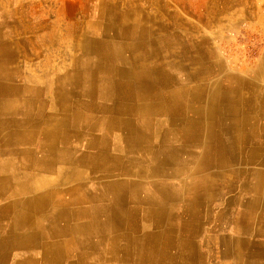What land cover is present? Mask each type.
Masks as SVG:
<instances>
[{
    "label": "crops",
    "instance_id": "1",
    "mask_svg": "<svg viewBox=\"0 0 264 264\" xmlns=\"http://www.w3.org/2000/svg\"><path fill=\"white\" fill-rule=\"evenodd\" d=\"M2 7L0 264H155L160 254L145 249L160 239L141 235L158 208L190 222L172 240L179 264L193 263L194 244L214 264L230 239L264 262V222L247 213L264 216V175L239 172L264 168V55L211 61L200 45L189 55L192 44L174 33L165 45L82 34L73 52L43 23L9 39ZM179 41L183 60L154 59ZM254 180L255 191L243 186ZM236 226H245L239 236ZM130 229L137 239L123 236ZM130 243L137 252H125Z\"/></svg>",
    "mask_w": 264,
    "mask_h": 264
},
{
    "label": "rangeland",
    "instance_id": "2",
    "mask_svg": "<svg viewBox=\"0 0 264 264\" xmlns=\"http://www.w3.org/2000/svg\"><path fill=\"white\" fill-rule=\"evenodd\" d=\"M1 4L13 33L9 39L34 35L43 23L45 31L58 30L62 44L73 52L81 50L78 43L100 7V20L106 24L125 13L130 21L143 14L141 23L153 36H163V45L170 44L168 38L174 33L192 44L191 56H197V45L211 61L234 62L264 55V0H0ZM110 37V43L119 42L114 39L117 35ZM171 49L175 54L164 50L154 59L170 61L179 54L178 59L183 60L180 41Z\"/></svg>",
    "mask_w": 264,
    "mask_h": 264
},
{
    "label": "bare ground",
    "instance_id": "3",
    "mask_svg": "<svg viewBox=\"0 0 264 264\" xmlns=\"http://www.w3.org/2000/svg\"><path fill=\"white\" fill-rule=\"evenodd\" d=\"M97 11L96 13H94L93 15V18H91V20L89 21L88 25L86 26V33L87 34H92V33H95V34H104V36H106L107 38H105L104 40L106 39H109L112 38L110 36L112 35H117V38H114L116 40H118L119 42L118 43H110L109 41V44L110 45H122V43L120 42L124 37L128 36V34H135V35H138V36H146V38L148 39L149 42H151L152 40H150L151 38H155L153 40H156V42L160 41L162 42V44L164 43L162 41L163 39V36L162 37H155V36H152V31L151 29L148 27H145L143 26V24L141 23L140 19H142L143 17V14H139L141 16H136L134 19H132V21H130V17L127 13H125L124 15L122 14L120 18H118V21H116L114 18H111L109 19L111 21V24L114 23V25H111L110 23L109 24H106L104 23L103 21L100 20V16H102V12L100 7L96 8ZM138 14V13H137ZM116 22H118L117 24H115ZM142 34V35H141ZM109 36V37H108ZM97 37V36H96ZM132 37V36H131ZM141 37V38H142ZM58 38V37H57ZM175 38V35H171L169 36L168 38V43H171L172 42V39ZM140 39V37H139ZM99 41L101 44H105L106 45V42H103L102 41V38H99ZM129 40V39H128ZM127 42V41H126ZM81 43V42H80ZM188 43V42H187ZM42 44V43H41ZM80 45V44H79ZM128 46V45H127ZM133 46V45H131ZM148 46V45H147ZM100 47V46H99ZM129 48V47H127ZM61 49V48H60ZM130 49V48H129ZM149 49V48H148ZM153 51V49H151ZM151 51V52H152ZM143 53V52H142ZM125 55V54H124ZM136 55V54H135ZM150 56V55H149ZM141 58V57H140ZM150 58V57H149ZM144 58H142L143 60ZM139 60V59H138ZM117 61V60H116ZM124 61V60H122ZM128 61V60H127ZM136 61V60H135ZM120 62V61H119ZM125 62V61H124ZM122 64V62H121ZM246 75V74H245ZM6 76V74H5ZM256 78V77H255ZM261 78V77H259ZM9 82V81H8ZM7 82V83H8ZM11 82V81H10ZM9 82V83H10ZM6 83V82H5ZM6 85V84H5ZM2 86L0 87V93H6L7 89L6 87L7 86ZM30 89V88H29ZM12 90V89H11ZM10 91V89H9ZM264 118V117H263ZM244 123V122H243ZM242 123V124H243ZM240 124V123H239ZM254 126H257L259 127L260 126V123H254L253 124ZM247 126V125H246ZM263 127V126H262ZM245 129V128H244ZM261 135V134H260ZM10 136V135H9ZM5 137V136H4ZM37 137V135H36ZM7 139V138H6ZM9 139V138H8ZM7 139V140H8ZM243 139V138H242ZM5 140V139H4ZM6 141V140H5ZM10 142V141H9ZM7 143V142H6ZM245 143V141H244ZM257 154V153H256ZM240 157V156H238ZM261 158V157H259ZM245 160V159H243ZM247 163V162H246ZM255 163V162H254ZM245 164V163H244ZM252 164H247L245 166H243L242 168V171H239V172H242L244 175H248L250 174L252 177L253 175L256 176V178L259 179V182L262 178V176L264 175V168H256L255 166H251ZM241 166V165H240ZM264 166V165H263ZM201 166L199 165H196L195 166V171L199 172L201 170L200 168ZM239 167V166H237ZM234 173V172H233ZM238 173V172H237ZM217 175V174H216ZM38 183H40L38 181ZM6 184V183H5ZM245 186V188H251L253 189V191H255L257 188H260V185L261 184H258V183H255V180H254V183L253 185L250 187L249 185H247V183L244 181L243 183ZM244 188V189H245ZM263 188V187H262ZM46 195V194H45ZM41 197V196H40ZM151 197H148V200H150ZM45 200V199H44ZM258 200V199H257ZM46 201H48L46 199ZM156 201L159 203L160 200H158V198H156ZM20 203V202H19ZM31 203V202H30ZM48 203V202H47ZM228 203V202H227ZM236 203V202H235ZM240 203V202H239ZM171 204V203H170ZM261 204V203H260ZM18 205V204H17ZM49 205V204H48ZM171 205H174V204H171ZM244 205V204H243ZM246 205V204H245ZM31 206V204H30ZM159 207H162L161 204L158 205ZM234 206V205H233ZM240 206V204H239ZM27 207V206H26ZM249 207H251V203L249 205ZM50 208V207H49ZM26 209V208H25ZM245 209V208H244ZM248 211L251 210V209H247ZM255 210V209H254ZM59 211V210H58ZM244 211V210H243ZM27 212V210H26ZM173 212V211H172ZM29 213V212H28ZM41 213V212H40ZM186 213V212H185ZM189 213H191V211H189ZM197 213V212H196ZM196 213H194V216H195V219H193V221H191V223L193 224L196 219H197V215ZM249 213V216L251 215V222L254 223L256 221H261L260 219L263 220L264 222V216H261L260 214H256L254 212H247ZM52 214V213H51ZM50 214V215H51ZM58 215V214H57ZM31 216V215H29ZM60 216V215H59ZM184 216V215H183ZM168 217H173L172 219L171 218H168ZM238 217L239 215H237L236 217L234 218H231L232 221L235 223V224H239L238 222ZM245 217V215H244ZM242 217V218H244ZM253 217V218H252ZM34 218V217H33ZM176 218V219H175ZM131 218L129 217V220L127 221L128 224H131L132 225V221L130 220ZM19 220V219H18ZM44 220V219H43ZM45 221V220H44ZM149 225H151L152 223L154 224V228L153 230H150L149 227L148 229H145L143 234L141 235V238L145 236V238H158L160 240H157V243L155 244H152L150 245L151 246V249H149V244H147V248L145 249V252L146 253H150V252H153L154 249L156 251V253H159L160 254V260L159 262L155 263V264H179L181 261L179 259H176V256L173 255L172 256V253H173V249H174V244H173V241L172 240H178V237H183L182 234H179L181 231L183 230H186V228L190 225V222L187 220V219H183V218H180V215L179 217L175 216V213H169V211H166V208H163V209H154L152 211H149L147 212L146 214V220H145ZM262 222V221H261ZM34 223V222H33ZM252 223H250L249 225H251ZM30 224V223H29ZM152 224V225H153ZM234 225V224H233ZM58 226V225H57ZM60 226V224H59ZM156 226V227H155ZM248 226V225H246ZM237 227V232H236V236H239L241 231L243 230L244 231V227L243 226L242 228L238 226ZM198 229V228H197ZM249 229V227H248ZM35 230V229H34ZM33 231V230H32ZM39 231V230H38ZM47 231V230H46ZM199 231V230H198ZM17 232V231H16ZM21 232V231H20ZM37 232V231H35ZM33 231V233H35ZM154 232L155 233H159L157 235H154ZM182 235V236H181ZM33 236V235H32ZM123 236L125 238L128 237V240H135L137 238H135L136 236L134 235V231L133 230H126V232H124ZM58 237V236H56ZM234 237V236H233ZM15 238V237H14ZM22 238H23V235H22ZM37 238V237H36ZM52 238V237H51ZM235 238V237H234ZM29 239V238H28ZM34 239V238H33ZM123 240V239H122ZM183 240H185V237L183 238ZM27 241V240H26ZM121 241V240H120ZM207 241V240H206ZM192 242V241H191ZM253 242V241H252ZM27 243V242H26ZM195 243V242H194ZM226 243V244H225ZM225 246H223L222 248V251L219 253L220 255H216L214 254L213 255V259L215 260V263L214 264H220V262H218V260L221 258V257H225V258H228L230 259L229 261V264H255V262H251L249 259V255L245 249V243H242L241 240H226L225 242ZM22 244V243H21ZM17 246V245H16ZM21 246V245H20ZM25 246V245H24ZM22 246V247H24ZM145 246V244H144ZM144 246H140V250H139V253H142V249ZM191 247V251H192V248L194 249L192 251V255H190V257H187V259H190L192 258V264H206L208 262V256L202 252H198V250L196 249L197 248V245L194 244V246H190ZM212 248H214V246H210ZM14 248V247H13ZM17 248V247H16ZM20 248V247H19ZM136 249L138 248H135V244L133 245V243H130L126 246V248L124 249L126 253H128L129 251H132V252H137ZM9 251V250H8ZM12 251V250H11ZM15 251V250H14ZM4 254V253H3ZM9 254V253H8ZM5 255V254H4ZM149 255V254H148ZM2 257V256H1ZM4 257V256H3ZM8 257V256H7ZM16 257V256H15ZM261 257V256H260ZM149 258V257H148ZM259 258V257H258ZM185 260V258H183ZM116 260V259H115ZM27 261V260H26ZM148 262H150L148 260ZM189 263V262H187ZM137 264H145L143 262V260H140L138 261ZM226 264V263H225ZM259 264H264V262H260Z\"/></svg>",
    "mask_w": 264,
    "mask_h": 264
}]
</instances>
